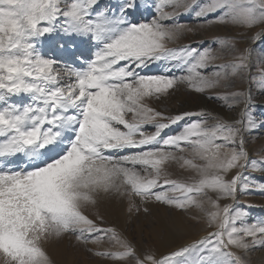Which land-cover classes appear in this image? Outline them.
<instances>
[{"label": "snow or ice", "instance_id": "6c2138e0", "mask_svg": "<svg viewBox=\"0 0 264 264\" xmlns=\"http://www.w3.org/2000/svg\"><path fill=\"white\" fill-rule=\"evenodd\" d=\"M141 7L0 0V264H57L65 239L109 264H256L264 250V218L240 199L264 195V0ZM214 27L232 31L181 42ZM181 86L216 107L156 106ZM116 200L129 222L163 205L203 230L158 252L106 220Z\"/></svg>", "mask_w": 264, "mask_h": 264}, {"label": "rangeland", "instance_id": "374dc122", "mask_svg": "<svg viewBox=\"0 0 264 264\" xmlns=\"http://www.w3.org/2000/svg\"><path fill=\"white\" fill-rule=\"evenodd\" d=\"M116 0H112V3H115ZM156 0H138V3L142 5L140 12H148L146 17H150L154 12V4ZM148 10V11H147ZM182 19H190L188 17H183ZM231 29H225L220 27H214L207 30L201 31L197 36L188 37L183 42L193 39H207L217 33L230 32ZM214 47L216 45H213ZM243 46V44H241ZM257 48H260L261 45H256ZM177 75L181 73L177 72ZM262 97L257 94V116L261 113H264V104L260 103ZM170 101V102H169ZM176 101V102H175ZM177 104V105H176ZM216 107L214 103L208 102L204 97L198 96L192 92L186 91L183 86L176 91L172 97L170 96L166 100L159 103L158 107L167 108L168 110H181V109H190L194 110L200 106ZM257 135L253 133V136ZM264 139V137H262ZM259 143V141L257 142ZM179 174V173H177ZM241 200L248 201L253 205H257L249 209L250 216L253 219L264 218V195L254 194L251 196H242ZM126 202L121 201H110L105 202L101 205V211L104 213L106 220L109 223L119 224L121 229H126V234L137 243H146L147 245L153 247L158 252H164L169 248L175 247L174 238L170 237L169 232L175 233V238L182 237L183 241L189 240V237L185 235V232L179 231L182 230V227L185 230H189L194 235L201 234L203 230L202 224H196L187 219L183 214L176 213L173 210L166 208L163 205H154L152 207V214L149 216L140 215L134 217L129 222V217L125 208ZM120 206L123 207L121 214L114 215L112 217L109 214L110 208ZM104 207V208H103ZM104 210H103V209ZM106 209V210H105ZM125 215V216H124ZM176 219H180V223H176ZM123 223H122V221ZM124 224L122 226V224ZM129 224V225H128ZM160 227V228H159ZM179 235V236H178ZM194 238V237H193ZM102 247H110V242L105 240ZM50 252L53 255V258L57 261V264H109V262L103 258H96L87 253L83 246H78L75 244L74 240L65 239L59 243H54L50 246ZM253 260L256 264H259L262 258H264V250H257L253 254Z\"/></svg>", "mask_w": 264, "mask_h": 264}, {"label": "bare ground", "instance_id": "6f19581e", "mask_svg": "<svg viewBox=\"0 0 264 264\" xmlns=\"http://www.w3.org/2000/svg\"><path fill=\"white\" fill-rule=\"evenodd\" d=\"M148 11V10H147ZM141 13V18H143V17H146L147 15H148V12L147 13H144V11H141L140 12ZM172 97V96H171ZM169 98V97H168ZM170 102V101H169ZM176 102V101H175ZM177 105V104H176ZM110 203V202H109ZM104 208V207H103ZM102 208V209H103ZM104 210V209H103ZM106 210V209H105ZM110 212H109V214L112 216V217H114V215H118L119 213L121 214V212L123 211V207H120V206H116V207H113L112 209L110 208V210H109ZM125 216V215H124ZM122 221V220H121ZM121 223V222H120ZM122 223H123V221H122ZM121 223V224H122ZM176 223H180V219H176ZM119 225V224H118ZM124 224H122V226H123ZM129 225V224H128ZM182 227V230H179V231H183V232H185V235L186 236H188L189 237V239H192L193 237H195L196 235H194V234H192V232L191 231H189V230H185V228H183V226H180V228ZM160 228V227H159ZM179 236V235H178ZM181 238L182 237H177V238H174V240H175V242H174V244H178V243H182V242H184L183 240H184V238L181 240Z\"/></svg>", "mask_w": 264, "mask_h": 264}]
</instances>
